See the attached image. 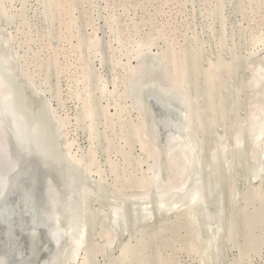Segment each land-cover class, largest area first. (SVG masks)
<instances>
[{"label": "rangeland", "instance_id": "obj_1", "mask_svg": "<svg viewBox=\"0 0 264 264\" xmlns=\"http://www.w3.org/2000/svg\"><path fill=\"white\" fill-rule=\"evenodd\" d=\"M5 59L13 61L24 123L30 130L36 123L58 166L48 181L59 182L52 184L73 215H89L77 217L89 234L71 264H264V182L251 175V140L239 146L234 139L264 103V86L251 83L255 67L264 66V0H0V71ZM161 84L188 89L200 165L182 194L193 186L201 197L193 216L183 208L160 214L152 193V217L139 224L152 175H172L169 134L155 130L141 92ZM69 219L63 212L62 224ZM219 220L214 252L196 237L206 231V239Z\"/></svg>", "mask_w": 264, "mask_h": 264}, {"label": "water", "instance_id": "obj_2", "mask_svg": "<svg viewBox=\"0 0 264 264\" xmlns=\"http://www.w3.org/2000/svg\"><path fill=\"white\" fill-rule=\"evenodd\" d=\"M7 62L4 61L3 65L10 77L13 73L7 69ZM256 74L258 77L264 76V71ZM155 86L147 90V101L157 130L169 134L172 156H183L186 162L193 154V145L185 103L178 94ZM261 108L263 111H256L259 112L257 116L262 122L261 126L251 137L257 144L259 154H263L262 165L264 107ZM20 116L22 117L21 114ZM22 119L26 121L25 118ZM22 119L17 117L13 109V98L0 95V264H43V257L47 259L45 264H60L65 259L62 255L65 251L62 250L63 247L66 244L71 246L76 241L73 245L79 248L83 238L79 237L80 231L77 228L71 229L67 234L61 232L59 222L62 219L55 212V209L60 211V206L56 203L54 206L50 201L47 186V176L53 171L46 165L49 160L47 158L45 162V155L38 147L35 136L39 133L28 130ZM257 179L264 181L261 176ZM183 189L186 190L187 186L179 192L184 193ZM155 197L158 203V196ZM198 199L192 200L187 206L194 209ZM157 208L162 213L170 209L167 206ZM147 214L143 210L142 216Z\"/></svg>", "mask_w": 264, "mask_h": 264}, {"label": "bare ground", "instance_id": "obj_3", "mask_svg": "<svg viewBox=\"0 0 264 264\" xmlns=\"http://www.w3.org/2000/svg\"><path fill=\"white\" fill-rule=\"evenodd\" d=\"M3 44V43H2ZM6 44V43H5ZM4 61H8L7 62V64H8V67H7V69H10L11 70V73H13V71H12V63H13V61H10L9 59H5V60H3L2 61V64H1V69H2V71H0V95H1V97H6V96H11L12 98H13V109L15 110V113H16V115H17V117L18 118H20V119H22V117H23V115H22V117L20 116V111H19V109H18V107H17V104L19 103L18 102V99H17V94H16V91H15V88H14V84H13V82H14V77H13V74H12V76H10L9 77V75L7 74V70L5 71V68H4V65H3V62ZM262 64V63H261ZM14 65V64H13ZM183 65V64H182ZM263 65V64H262ZM262 65H260V63H259V65L257 66V67H255V69H254V71H253V77H252V79H251V83H252V85H253V87L254 88H256V89H259L260 87L262 88L263 86H264V76H262V75H260V77H258V74H256V73H260V71H264V66H262ZM13 67H15V66H13ZM180 68V67H179ZM181 68H183V67H181ZM180 68V69H181ZM14 69V68H13ZM138 69V68H137ZM142 69V68H141ZM182 71V70H181ZM184 72V71H183ZM182 72V73H183ZM178 73H179V70H178ZM143 74V73H142ZM180 74V73H179ZM15 75V74H14ZM137 75H139V74H137ZM144 76V75H143ZM143 76H141V77H143ZM16 77V76H15ZM143 78H145V77H143ZM143 78H141L140 80L141 81H143L142 79ZM176 79V78H175ZM16 80V79H15ZM136 80H137V78H136ZM147 80H150V79H146V82H147ZM177 80V79H176ZM150 82V81H149ZM159 82V81H158ZM168 82V81H167ZM171 81H169L168 82V84L170 83ZM180 82V81H179ZM138 83V82H137ZM144 83H145V81H144ZM143 83V84H144ZM176 83V82H175ZM149 84V83H148ZM141 85V84H140ZM162 85V84H161ZM172 85V84H171ZM184 86V85H183ZM150 87H156L155 85H146L142 90H141V92L144 94V92H145V90H146V95H145V97H146V99H145V103H146V105H147V107L150 109V111H151V113H152V109L150 108V106H149V103H148V101H147V90L150 88ZM157 87H160V88H162V90H164V91H167V92H171V93H175V94H178L179 96H181L182 97V100H183V102L185 103V106H186V111H187V114H188V129L190 130V132H191V140H192V145L193 146H197L198 147V141H197V138H196V134H195V129H194V118H193V114H192V111H191V108H190V106H192L191 104H190V101H189V98L190 97H187V93H186V90H188L187 88H183V87H181L182 88V90H181V88L180 87H171V86H169V87H163V85L162 86H159V85H157ZM25 88H26V86H25ZM17 89V88H16ZM19 89V88H18ZM18 89H17V92H18ZM180 90V91H179ZM134 91V90H133ZM264 91V90H263ZM139 93V92H138ZM188 94H189V92H188ZM135 96V95H134ZM262 96V95H261ZM180 97V98H181ZM262 98H263V96H262ZM263 102H264V98H263V100H262ZM259 102V101H258ZM257 102V103H258ZM138 103V102H137ZM192 103V102H191ZM145 106V105H144ZM143 105H141V107H142V111H144L145 109H143V107H144ZM261 107H264V103H262L261 101L258 103V104H255V107L251 110V111H249V113H248V115H247V118H246V120L244 121V123L243 124H241L240 126H239V129L237 130V128L235 129V131H234V139H235V143L236 144H238L239 146H242V144H243V142L245 141L244 140V138L246 137V136H248L247 137V139L249 138V140H251V143L250 144H252V148H253V151H252V154H253V156H252V160L254 161V163H253V165H252V171H251V175H252V178H253V180L254 181H258L259 179H257L258 177H264V163L261 165V162H262V160H263V154H259V152H258V150L256 149V143H254L253 142V139H252V137L251 136H249L248 135V131H249V129H250V127L252 126V128L253 129H255V133H254V135L258 132V130H259V128H260V126H261V120H260V118L257 116L258 114H259V112H256L258 109H259V111H263V110H260V108ZM49 108V107H48ZM145 108V107H144ZM262 109V108H261ZM147 111V110H146ZM197 111V110H196ZM145 114H147V112H143V114H142V116L143 115H145ZM49 115V114H48ZM38 116V115H37ZM149 116V115H148ZM25 117V116H24ZM50 117V116H49ZM143 117H145V116H143ZM146 117H147V115H146ZM152 117H153V123H154V126H155V130H157V127H156V123H155V118H154V115H153V113H152ZM195 117V116H194ZM149 118V117H148ZM56 119H58V118H56ZM150 119V118H149ZM61 120H63V119H61ZM60 119L58 120V121H61ZM143 120V119H142ZM36 121V120H35ZM65 121V120H64ZM22 122H23V125L28 129V130H30L26 125H25V123H24V121H23V119H22ZM29 122H30V119H29ZM39 122H41V120L39 119ZM47 123H48V121H47ZM28 124V123H27ZM35 124L36 123H34V124H32V122H30V126L32 127V130H30V131H32V132H35L36 131V133L38 132L39 133V135H40V137H39V135H37V136H35V138L38 140V147L42 150V152H43V154L45 155V162H46V160H47V158H48V160L49 161H47V163H46V165L48 164V166H49V168H51V170L57 175V173H56V171H55V167L57 166L56 164V166L54 167V165H53V162H51V158H50V156L51 155H49V152H48V150H47V148L45 147V143H44V137L43 136H41V132L39 131V128H37L36 126H35ZM38 124V123H37ZM62 124V123H61ZM41 126H42V124H40ZM193 126V127H192ZM151 128H153L152 127V125H151ZM44 129V128H43ZM42 130V129H41ZM56 131V130H55ZM158 131V130H157ZM44 132V131H43ZM158 133V132H157ZM44 134V133H43ZM52 134H54V133H52ZM58 134H59V130H58ZM57 134V135H58ZM61 135V134H60ZM59 135V136H60ZM230 136H231V134H230ZM155 137V136H154ZM232 137V136H231ZM230 138V137H229ZM226 139H228V137L226 138ZM46 140V139H45ZM223 141H225V139L223 140ZM155 142H156V140H155ZM164 142V141H163ZM220 144V143H219ZM218 143L217 144H215L216 146L217 145H219ZM222 144H223V142H222ZM50 145V144H49ZM157 147L159 146L158 145V143L157 144H155ZM154 145V146H155ZM221 145V144H220ZM161 146V145H160ZM222 146V145H221ZM234 146V145H233ZM52 148V147H51ZM161 148H163V147H161ZM160 147H159V149H161ZM165 148H166V146H165ZM164 148V149H165ZM249 148V147H248ZM247 148V149H248ZM164 149H162V150H164ZM246 149V150H247ZM162 150L160 151V152H162ZM240 150V149H239ZM156 151H158V150H156ZM166 151V150H165ZM248 151V150H247ZM159 152V153H160ZM156 153V152H155ZM162 153H164V152H162ZM172 152H171V149L169 148V151H168V157H169V163H170V165H169V172L172 174L171 176H168V177H170L169 179H168V181H165V180H161V177H160V175H158V174H155V175H152V177L151 178H153V176H154V178L152 179V182L150 181L151 180V178L150 179H148L150 182H151V187H150V189H149V191L148 192H146L142 197H141V199H139V200H142L143 201V203H141V206L143 207V209H142V211L144 210V212H148V214L147 215H139L140 217H141V220H143V221H141L139 224H142V222H144V221H147V220H150V219H148L147 217L148 216H151V213L149 214V210H148V207H150L149 209H152V208H155L154 206H152V205H154V204H152V202H147V200H149V199H151V194L153 193L155 196L157 195L158 196V203L156 204V205H158V206H167L168 208H170L169 209V211H166V214H168V213H170V212H173V211H176V210H178V209H184L185 211H182V212H184L185 214L186 213H188V214H190L191 216H193L192 214L193 213H197L196 212V210L198 209L197 207H195L194 209L192 208V206H187V205H190V202L192 201V200H196V199H198V198H200L201 197V192H197V190L195 191V188H193V186L192 187H190V189L191 190H193L194 189V191H192L191 192V190L189 191L190 193L188 194V193H186V194H182V193H180L179 191H182V188L184 187H186L187 186V183L189 182V180H191L192 179V177L193 176H196V174L198 175L199 174V171L197 172L196 171V164L197 165H200V159H198L197 158V156L196 157H193L194 156V147H193V154H191L192 156L191 157H189L188 159H187V164H186V162H184V158H183V156H176L175 155V157H173L172 156V154H171ZM247 153V152H246ZM161 154V153H160ZM249 154H251V153H249ZM167 155V154H166ZM248 155V154H247ZM246 155V156H247ZM47 156V157H46ZM61 156V155H60ZM53 157V156H52ZM59 157V156H58ZM165 158H167V157H165ZM247 158V157H246ZM84 159V158H83ZM155 159V158H154ZM160 159V158H159ZM61 160V159H60ZM156 160V159H155ZM76 162H77V160H76ZM75 162V163H76ZM167 162V161H166ZM65 163H67L66 161H65ZM155 163H157V162H155ZM57 164H59L58 162H57ZM76 165V164H75ZM157 165V164H156ZM61 166V165H60ZM59 166V169L61 168ZM64 166H66V164L64 165ZM58 167V166H57ZM217 167H218V164H217ZM65 168V167H64ZM68 168V167H67ZM70 168V167H69ZM58 169V168H57ZM222 169V168H221ZM251 169V168H250ZM92 170V169H91ZM208 170V169H207ZM220 170V169H219ZM223 170V169H222ZM222 170H221V173H222ZM60 171H61V169H60ZM62 171H63V168H62ZM72 170L70 169V172H71ZM58 172V171H57ZM70 172H68V173H70ZM247 172V171H246ZM54 173H50L48 176H47V179H48V177L49 176H54ZM60 173V172H59ZM66 173V172H65ZM78 173V172H77ZM155 172H153V174H154ZM159 173V172H158ZM220 173V174H221ZM248 173V172H247ZM64 174V173H63ZM62 174V175H63ZM204 174V173H203ZM71 175H73V172H72V174ZM76 175V174H75ZM170 175V174H169ZM59 176H61V175H59ZM58 176V177H59ZM66 176V175H65ZM68 177H69V174L67 175ZM204 176H206V175H204ZM98 177H99V175H98ZM56 178V177H55ZM65 178V177H64ZM70 178H72L71 176H70ZM74 178V177H73ZM81 178V177H80ZM79 178V179H80ZM204 178H207V177H204ZM63 179V178H62ZM66 179V178H65ZM83 180L85 179V178H82ZM88 179V178H87ZM49 180V179H48ZM60 180V179H59ZM66 180H69V179H66ZM75 180V179H74ZM99 180V179H98ZM252 180V181H253ZM53 181L54 180H52V183H53ZM65 181V180H64ZM80 181H82V180H80ZM90 181V180H89ZM92 181V180H91ZM193 181V180H192ZM191 181V182H192ZM50 182V181H49ZM54 182H56V181H54ZM71 182H73V181H70V183ZM93 182V181H92ZM146 182H148V181H146ZM220 182V181H219ZM264 182V181H263ZM51 182L49 183V185L47 184V186H48V189H49V195H50V201L54 204V206H55V203H56V205L58 204L64 211H56V209H55V212H56V214H57V216H59L61 219H62V213L63 212H66V213H68V216H69V222L70 223H67L66 224V222L68 221V218H66L67 219V221L66 222H64L63 224H62V222H61V220H60V222H59V227H60V230H61V232H63L64 234H67L69 231L71 232V229H73V228H77V229H79V231L81 232H79V231H77V232H79V234L78 235H80L79 237H81V238H83V243H82V245L79 247V248H76L75 247V245H73V244H75L76 243V239L75 240H73V241H75V242H73V244H70L71 246H69V244H66L64 247H63V249L62 250H64L65 249V251L62 253V255L65 257V263L66 264H71L72 262H75L76 260H77V258L79 257V254H80V252L82 251V249H83V246H84V244H85V242H86V238H87V235L89 234L88 233V231L86 232V230L84 229V227L82 226V225H80V220L78 219V218H80V217H83V219H84V217L86 218V216L88 215L87 214V212H84L85 214H84V216L82 215H80V212H79V216L76 214L77 212H75L74 213V215H73V211H71L69 208L70 207H68V205H65V203L63 202V201H61V199H60V195H59V192H58V190L55 188V186L52 184ZM57 183V182H56ZM59 183V182H58ZM57 183V184H58ZM60 183H62V180H60ZM68 183V182H67ZM82 183H85V182H82ZM91 183V182H90ZM99 183V182H98ZM103 183V182H102ZM207 183H209V182H207ZM212 183V182H211ZM210 183V184H211ZM217 183V182H216ZM55 184V183H54ZM63 184V183H62ZM65 184V183H64ZM75 184V182L73 183V185ZM89 183H87L86 185H88ZM95 184V183H94ZM164 184V185H163ZM218 184V183H217ZM66 185H69V183L68 184H66ZM81 185V184H80ZM79 185V187H81ZM190 185V184H189ZM206 185V184H205ZM208 185V184H207ZM206 185V186H207ZM70 186V185H69ZM91 186V185H90ZM92 186H93V184H92ZM99 186V185H98ZM97 186V183H96V186L95 187H97V188H100L101 189V187H98ZM209 186V185H208ZM207 186V187H208ZM212 186V185H211ZM217 186V185H216ZM260 186H263V185H260ZM57 187H58V185H57ZM59 187H60V185H59ZM77 187V186H76ZM89 187V186H88ZM147 188H148V186H146ZM165 187H170V189H168V190H164L163 188H165ZM207 187H205L206 189L205 190H207ZM215 187V185H213V187L212 188H214ZM259 187V186H258ZM73 187L71 186V188H70V190L69 191H71V189H72ZM85 188V187H84ZM193 188V189H192ZM209 188V187H208ZM83 189V188H82ZM86 189V188H85ZM259 189V188H258ZM73 190H75V189H73ZM71 191V193L69 192V193H67V196H68V194H69V198H70V200L72 201V197H76V194H77V192H76V190L75 191ZM78 190V189H77ZM99 190V189H98ZM143 190H145V188L143 189ZM183 190H185V189H183ZM260 190V189H259ZM89 192H91V189H89L88 190ZM187 191V189L185 190V192ZM76 192V193H75ZM89 192L87 193V194H89ZM95 192V191H94ZM184 192V193H185ZM80 193L78 192V195H79ZM83 194V193H82ZM91 194H93V191L91 192ZM122 194V193H121ZM125 194V193H124ZM140 193H138L137 195H139ZM143 194V193H142ZM166 194H167V196H166ZM64 195L66 196V193H64ZM94 196H95V194H93ZM162 195H165V197H163ZM200 195V196H199ZM66 196V197H67ZM116 196V195H115ZM131 196H133V195H131ZM154 196V197H155ZM162 196V197H161ZM205 196V195H204ZM237 196V195H236ZM78 197H80V196H78ZM86 197H87V195H86ZM210 197V196H209ZM129 198V197H128ZM233 198V197H232ZM63 199V198H62ZM178 199H180L181 200V202H178L177 200ZM235 199V198H234ZM131 199L129 198V200L128 201H130ZM67 201V200H66ZM69 201V200H68ZM234 201V200H233ZM80 202V201H79ZM125 202V201H124ZM131 202V201H130ZM156 202V201H155ZM69 203H70V201H69ZM71 204V203H70ZM82 204V203H81ZM80 204V205H81ZM126 204H127V202H126ZM199 204V199H198V201H197V205ZM65 207H64V206ZM72 205V204H71ZM75 205V204H74ZM125 205V204H124ZM123 205V206H124ZM89 206V205H88ZM127 207H129L128 205H126ZM157 206V207H158ZM72 207V206H71ZM76 207V206H75ZM74 207V208H75ZM86 207V206H85ZM156 207V209H157V211H158V208ZM186 207H188V208H186ZM78 208H79V206H78ZM82 208V207H81ZM88 208V207H87ZM86 208V209H87ZM133 208V207H132ZM192 208V209H191ZM72 209V208H71ZM80 209V208H79ZM125 210L127 209V208H124ZM131 209V208H130ZM58 210V209H57ZM77 210V209H76ZM94 210V209H93ZM201 210V209H200ZM221 210V209H220ZM248 210V209H247ZM112 211V210H111ZM127 211V210H126ZM134 210H132V212H133ZM223 211V210H222ZM90 212H91V210H90ZM100 212V211H99ZM136 212V211H135ZM138 212H139V214H140V211L138 210ZM168 212V213H167ZM180 212V211H179ZM181 212V213H182ZM92 213V212H91ZM111 213V212H110ZM131 213V212H130ZM137 213V212H136ZM158 213H162V212H160V211H158ZM177 213V212H176ZM176 213H175V215H176ZM96 214V213H95ZM101 214V213H100ZM131 214H133V213H131ZM130 214V216H132ZM163 214V213H162ZM165 214V213H164ZM194 214V215H195ZM73 215V216H72ZM77 215V216H76ZM91 215V214H90ZM93 215V214H92ZM91 215V216H92ZM120 215H121V212H117L116 214H115V221L116 220H118V217H120ZM127 215V214H126ZM134 215H135V213H134ZM133 215V216H134ZM153 215V214H152ZM217 216L215 217V218H217V217H219L218 215L219 214H216ZM71 216H72V218H71ZM89 216V215H88ZM136 216V215H135ZM197 216V215H196ZM196 216H194V217H196ZM204 216H205V214H204ZM206 216H208V215H206ZM221 216V215H220ZM78 217V218H77ZM94 218H95V216H93ZM152 217V216H151ZM155 217V216H154ZM194 217H192V218H194ZM89 218V217H88ZM129 218H131L132 219V217H129ZM134 219H135V217H133ZM205 218V217H204ZM239 218V217H238ZM82 219V218H81ZM87 219V218H86ZM137 219H139V217H137ZM195 219V218H194ZM212 219V218H211ZM218 219V218H217ZM85 220V219H84ZM92 220V219H91ZM122 220V219H121ZM124 220V219H123ZM122 220V221H123ZM125 220H126V218H125ZM127 220H129V219H127ZM127 220L125 221V222H123V223H126L127 222ZM151 220H153V218L151 219ZM210 221V218L209 219H203V221L205 222V221ZM94 221V220H93ZM121 221V222H122ZM137 221V220H136ZM208 221V222H209ZM148 222V221H147ZM152 222V221H151ZM210 222H212V221H210ZM91 223V222H90ZM97 223V222H96ZM95 223V224H96ZM136 224H138L137 222H135ZM197 223H198V221H197ZM197 223H196V225H197ZM215 223H217V224H215L216 226L214 227V224H211L212 226H210V223L208 224L210 227L209 228H211L210 229V232H209V236H207V238L206 239H202L201 237H203V234H205V232L206 231H204V232H201L202 233V236L201 237H196V238H199V239H201L202 241H200V243H202V246L204 245V248H206L207 250H213L214 252H216L215 251V247H216V245H217V242H218V240H219V237H220V235H222L221 233H222V227H221V223H220V220H219V222H215ZM67 225L66 226V229L65 228H63L62 227V225ZM128 223H126L125 225H127ZM133 224H134V221H133ZM200 224V223H199ZM120 225H121V223H120ZM120 225H118V226H120ZM202 225V224H201ZM200 225V226H201ZM78 226V227H77ZM96 226V225H95ZM95 226H94V229H95ZM123 226V225H122ZM131 226V225H130ZM134 226V225H133ZM199 226V225H198ZM205 226H206V224L204 225V228H205ZM85 227H86V225H85ZM126 227V226H125ZM128 227V226H127ZM202 228H203V226H201ZM208 227V226H207ZM213 227V228H212ZM238 227V226H237ZM124 228V227H123ZM129 228V227H128ZM198 228V227H197ZM196 228V229H197ZM92 229V228H91ZM194 229V228H193ZM199 229V232H200V230H203V229H200V227L198 228ZM93 230V229H92ZM196 231V230H195ZM198 231V230H197ZM199 232H197L198 234H199ZM106 233V232H105ZM200 233V234H201ZM207 233V232H206ZM194 234H195V232H194ZM197 234V236H199ZM103 236V235H102ZM113 236V235H112ZM204 238V237H203ZM113 239V238H112ZM198 239V240H199ZM200 245V244H199ZM202 248V247H201ZM219 248V247H218ZM61 250V251H62ZM205 250V249H204ZM203 250V251H204ZM202 250H201V252H203ZM213 251L211 252V251H208V253L211 255V253L213 254ZM85 252V251H84ZM200 252V251H199ZM207 255V254H206ZM210 255H209V257H210ZM82 256V255H81ZM202 256H204V255H202ZM144 257V256H143ZM206 257V256H205ZM214 257H216V255L214 256ZM207 258V257H206ZM80 259V258H79ZM86 259V258H85ZM211 259V258H210ZM47 259H44V257H43V260H42V262H43V264H45ZM66 260H68V261H66ZM84 260V259H83ZM212 260V259H211ZM64 261H61L60 262V264H65V263H63Z\"/></svg>", "mask_w": 264, "mask_h": 264}]
</instances>
